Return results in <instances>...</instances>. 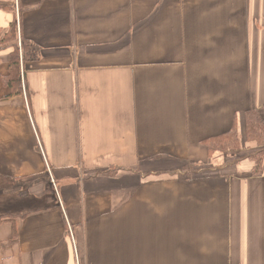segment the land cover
Returning a JSON list of instances; mask_svg holds the SVG:
<instances>
[{
	"label": "crops",
	"instance_id": "1",
	"mask_svg": "<svg viewBox=\"0 0 264 264\" xmlns=\"http://www.w3.org/2000/svg\"><path fill=\"white\" fill-rule=\"evenodd\" d=\"M13 22L39 56L17 94L0 50V196L26 209L0 264H264V0H0Z\"/></svg>",
	"mask_w": 264,
	"mask_h": 264
},
{
	"label": "trees",
	"instance_id": "2",
	"mask_svg": "<svg viewBox=\"0 0 264 264\" xmlns=\"http://www.w3.org/2000/svg\"><path fill=\"white\" fill-rule=\"evenodd\" d=\"M18 24L13 22L8 30L0 39V50L5 47L13 48V53L9 62V75L4 78L5 84L11 91L17 94L21 92V74L23 64L29 61H34L38 58L39 50L29 41L22 39L21 45L18 44ZM246 138L248 142H255L259 146H264V123L260 113L256 110H251L246 115ZM211 153L229 152L238 150L241 147L239 134L237 129L221 137L211 139L207 142ZM256 166L255 172L264 170V150L257 156H254ZM20 183L0 175V190L7 191L17 188ZM27 191L22 193L25 195ZM16 215L2 214L0 215V225L5 221L16 220Z\"/></svg>",
	"mask_w": 264,
	"mask_h": 264
},
{
	"label": "rangeland",
	"instance_id": "3",
	"mask_svg": "<svg viewBox=\"0 0 264 264\" xmlns=\"http://www.w3.org/2000/svg\"><path fill=\"white\" fill-rule=\"evenodd\" d=\"M20 186V184L18 185V187ZM24 187L23 189L21 188V192L20 194L24 193ZM23 190V191H22ZM24 202L20 201H16L14 199H10V198H2L0 196V215L2 214H8L11 212H20V211H25V206L22 204Z\"/></svg>",
	"mask_w": 264,
	"mask_h": 264
}]
</instances>
